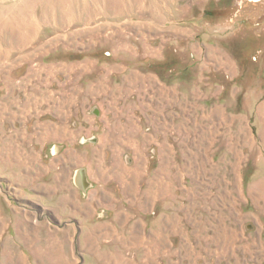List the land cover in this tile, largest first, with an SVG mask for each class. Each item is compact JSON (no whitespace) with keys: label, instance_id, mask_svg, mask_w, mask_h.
Segmentation results:
<instances>
[{"label":"rangeland","instance_id":"1","mask_svg":"<svg viewBox=\"0 0 264 264\" xmlns=\"http://www.w3.org/2000/svg\"><path fill=\"white\" fill-rule=\"evenodd\" d=\"M108 221L142 264H264V0H0V264H102Z\"/></svg>","mask_w":264,"mask_h":264},{"label":"crops","instance_id":"2","mask_svg":"<svg viewBox=\"0 0 264 264\" xmlns=\"http://www.w3.org/2000/svg\"><path fill=\"white\" fill-rule=\"evenodd\" d=\"M72 19H74V18L71 17V20ZM69 24H70V22H69ZM155 35H158V34H155ZM113 69L121 70V71H123V70L126 71L127 70L126 67H124V66L118 67V68H113ZM116 90H117V88H114L113 92H111L112 95H111V100L109 101V104H108V100H109L108 96L110 94L108 96H99V99H98V97H96L97 100L107 101V106H109V107L116 106L115 110L114 109H110L109 111H107V112H109V113H107L108 115L112 111H115V113H118L120 111L118 109V106L120 105V101H119V98H117ZM102 91H104V89L100 90V92H101L100 94H103ZM126 93H127V95L130 96V94L128 92H126ZM121 96H123V94H121ZM121 99H123V98H121ZM87 104H88V102L84 103L85 106ZM110 172H112V171L110 170ZM97 178L103 184H107V183L111 182L112 180L118 181V176L117 175H115L112 178L111 175L106 177V176L102 175V173H100L99 177H97ZM78 179H79V182L81 183V179H83V177L78 178ZM78 179L75 182H77ZM74 183H72V186H73L72 187V193L73 192H77L79 195H81L80 190L74 185ZM92 183H93V186L96 188L97 185L95 184V182L92 181ZM81 185H82V183H81ZM100 188H104V187H100ZM56 194L53 193L54 196ZM88 194L91 195L90 199H88V202L91 203V206H92L91 210L90 211L85 210L86 213L83 212L82 210H77L78 215H82L84 217V219L82 221L83 223L85 222V220L92 219L94 217V215H93L94 212H92V208H95V211H96L97 210V206L100 207V206H102V205H104L106 203V197H97V193H94V194L88 193ZM106 225H108V226L106 227ZM106 225H103L101 227H105L103 231H105L106 233L110 234V236L103 234L102 231H100L99 234L101 235V238L104 239L102 241H109L111 239L114 240L113 243H115V245L110 248V253H111V251H113L114 253L118 254L119 256L115 255V256L109 257L107 259H102V262H103L102 264H142L140 261L138 262V260L136 258H132V257H129V256L126 255V251L130 250L131 245L129 244V242H127L126 237L123 235L125 232L121 231L122 236H120V238H119V237H117L115 235V234L119 233V231L117 229L119 226H116V225L113 226V225H111V223H109V221L107 222ZM124 228L125 227H123V229ZM83 230H84V228L83 229L82 228L79 229V235L83 234ZM111 234H113V235H111ZM79 235H77L76 238H78ZM67 243L74 244L75 252H76V255L78 256V258L77 257H68L65 252H59L64 257H68V258H66L67 260H64V262H65L64 264H95L94 263V260H95L94 258L84 257L85 255L82 256V257H79L81 254H84V253L82 252V253L79 254L77 252L78 251V242H77V247L75 246V243L73 241H70V242H67ZM57 245L58 246H61V245L63 246V243H62V241L60 239H59V242H58ZM51 246L54 247V244L51 245ZM80 246H84L85 247V252L87 254L91 250L90 242L81 243ZM100 246L103 247V244L101 243ZM106 249L109 252V247H107ZM79 250H81V249H79ZM59 251H60V249H59ZM35 261H36V258H30L29 257V262L31 264H34ZM49 262H52V259L51 258H46V264H50ZM38 264H42V259L38 260Z\"/></svg>","mask_w":264,"mask_h":264},{"label":"bare ground","instance_id":"3","mask_svg":"<svg viewBox=\"0 0 264 264\" xmlns=\"http://www.w3.org/2000/svg\"><path fill=\"white\" fill-rule=\"evenodd\" d=\"M6 13V12H5ZM14 16V15H13ZM18 17V16H17ZM1 19H3V20H5L6 22H9L8 21V19H7V17H4V16H1ZM18 21H19V18H16ZM16 26H17V24H16ZM11 28V27H10ZM6 29V28H5ZM4 29V30H5ZM7 30V29H6Z\"/></svg>","mask_w":264,"mask_h":264},{"label":"water","instance_id":"4","mask_svg":"<svg viewBox=\"0 0 264 264\" xmlns=\"http://www.w3.org/2000/svg\"><path fill=\"white\" fill-rule=\"evenodd\" d=\"M81 183H82V186L84 187V186H86L85 184H84V182H83V180L81 179Z\"/></svg>","mask_w":264,"mask_h":264}]
</instances>
